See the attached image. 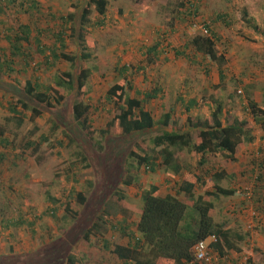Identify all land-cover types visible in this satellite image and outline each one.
Masks as SVG:
<instances>
[{"label":"rangeland","instance_id":"obj_1","mask_svg":"<svg viewBox=\"0 0 264 264\" xmlns=\"http://www.w3.org/2000/svg\"><path fill=\"white\" fill-rule=\"evenodd\" d=\"M90 1L10 0L0 16V55L9 53V28L19 24L42 32L44 46L53 45L63 30L64 52L80 55L78 34ZM108 1L103 16L93 5L83 31L93 53L83 91L77 83L71 90L56 85L66 71L76 81L80 60L75 65L60 60L46 71L38 67L45 56L33 39L32 45L25 44L33 57L28 66L19 60L13 69L0 71V264H28L35 256L46 261L52 252L56 264L71 253L77 264H134L113 250L129 244L123 228L136 231L142 195L153 185L186 202L188 217L197 215L193 208L199 196L214 205V223L232 233L237 250L223 259L213 250L206 264H264V130L248 109L249 101L264 107V0ZM192 4L200 6L197 14H186H193ZM74 6V20L65 28ZM218 15L223 16L219 21ZM202 24L215 31L223 65L185 47L205 34ZM122 77L131 82L128 96L144 100L156 123L154 129L132 133L126 140L116 121L120 106L108 96ZM35 81L58 90L62 103L49 106L29 96L25 83ZM150 94L155 97L146 99ZM191 98L197 104L187 112ZM76 102L90 107L86 123L74 118ZM10 103L19 116L9 112ZM219 104L223 124L236 119L253 124L252 141L238 146L234 161L228 153H207L201 161L202 155L193 158L188 148L171 147L179 170L164 169L165 155L157 150L155 138L166 131L189 132L193 143L200 142V132L212 123ZM168 113L182 117L185 127H163ZM134 147L153 155L151 161L159 163L155 171L129 158ZM191 175L203 181L192 188L193 198L181 192ZM215 185L243 196H209ZM63 252L70 253L65 257Z\"/></svg>","mask_w":264,"mask_h":264},{"label":"trees","instance_id":"obj_2","mask_svg":"<svg viewBox=\"0 0 264 264\" xmlns=\"http://www.w3.org/2000/svg\"><path fill=\"white\" fill-rule=\"evenodd\" d=\"M7 2L10 0H0V16L4 14L7 8ZM34 2V0H32ZM32 3L29 4L31 6ZM95 5L97 12L100 15H105L108 7V0H91L85 7L82 13L81 19V31L78 34V42L80 47V55H71L64 52L66 50V34L63 30L57 32L58 38L53 45L44 46L41 42L42 32L34 31L32 26L28 24H19L17 27L12 26L9 28V34L7 35V42L9 45V53L0 55V71L3 67L13 69L14 64L17 61L23 60L28 63L33 61L31 53L26 50L25 44L32 45V39L38 46V51L45 56V59L38 65L40 68H44L46 71L50 70L58 61L66 60L72 65L78 63L80 60V73L74 80L72 72L66 71L59 75L56 81V85L59 87H65L69 90L77 87L78 90L83 91L86 86V82L91 76L90 61L93 60L92 46L85 41L83 31L90 22V15L92 13V7ZM194 7L192 14L188 12L186 14L195 15L199 9V5H190ZM75 6L71 8V12L68 15V19L63 22V27H67L74 20ZM181 15L183 13L181 12ZM218 21L223 16H217ZM205 34L197 35L191 39L190 42L185 44V47L191 46L197 55L206 57L210 62H217L220 64L225 63V57L219 55L216 49V33L211 29L210 24H202ZM11 34V35H10ZM157 47V46H156ZM157 48H154L156 50ZM49 53V55H48ZM50 58L54 62H49ZM7 64V65H6ZM126 68H123V71ZM124 75V72H121ZM223 75H220V79H223ZM31 82L25 83V92L37 99L41 103H45L49 106L54 104H61L64 97L60 95L58 90H55L51 85L36 84ZM131 89V82L125 77L121 78V81L116 83L108 91L110 99H116V103L120 106V114L116 116L122 133L121 138H127L132 133L143 132L145 130H152L156 127L155 120L150 111L145 110V101L138 98H131L128 96V91ZM158 94V93H157ZM155 95H147L146 99H153ZM18 103L21 106L27 107L22 100ZM12 103H10L11 105ZM195 99L190 100V106L187 107V111H190V107L196 106ZM254 117V121L257 122L264 130V107H260L257 103L249 101L248 108ZM90 110V107L82 102H76L73 105V114L75 120L82 124L86 123V116ZM9 112L14 116H19V111L16 106L11 105ZM35 113L40 114L39 111L34 110ZM223 107L219 104L212 112V123H206V128L200 132V142H194L191 134L178 133L175 131L163 132L158 135L155 140V146L157 150L161 149L165 157L163 158L162 166L164 169L169 170L172 168L174 172L179 170L178 165L174 162L175 153L170 150L171 147L176 149L188 148L193 158H197L199 155L201 161H204V157L207 153H228L229 160L234 161L238 146L244 142H251L252 126L251 122L236 119L229 124L225 125L222 121ZM19 119V118H18ZM189 122V117L187 118ZM20 120V119H19ZM185 120L182 117L178 119L168 113L165 114L162 120L163 127L172 126L173 128L183 129ZM8 141L3 138L2 143ZM193 144V145H192ZM140 149V148H139ZM134 147L129 157L133 161H136L146 169L156 170L158 164H155L151 157L152 154L139 150ZM146 165V166H145ZM168 167V168H167ZM219 178H222L223 172L216 174ZM198 183H203L200 176L191 175L185 180V185L182 186L181 192L187 193L190 197H195L194 190L192 189ZM215 191L208 192L211 195L222 196H243L241 192L234 189H225L218 185L213 186ZM144 200L143 212L139 222L136 224V231L126 232L125 228L122 235H127L130 242L128 246H117L114 248L113 253L124 262H132L134 264H156L160 261H164V264H200L195 259V246L205 241L210 237H215L217 241L213 245L214 251H216L220 258H225L230 251H236V242L233 240V235L228 230H223L221 226L214 223L210 211L214 209V205L210 202H206L203 196H199L195 202L193 208L194 213L197 215L189 216V208L187 203L181 201L177 196L169 194L167 196L160 195V189L158 186H151L146 188L142 195ZM188 214V216H187ZM241 239V237L239 236ZM108 248V247H107ZM53 253V252H52ZM50 254L49 259H37L35 256L33 260H30L28 264H56L57 260L54 255ZM66 257L70 252H63ZM63 257V259L65 258ZM68 260V264H77L76 260L71 253L70 257H67L64 261L59 260V264H64ZM49 261V262H48ZM3 264V263H2Z\"/></svg>","mask_w":264,"mask_h":264},{"label":"built area","instance_id":"obj_3","mask_svg":"<svg viewBox=\"0 0 264 264\" xmlns=\"http://www.w3.org/2000/svg\"><path fill=\"white\" fill-rule=\"evenodd\" d=\"M196 260L198 262L211 261V254L209 244L207 242H201L195 247Z\"/></svg>","mask_w":264,"mask_h":264},{"label":"clouds","instance_id":"obj_4","mask_svg":"<svg viewBox=\"0 0 264 264\" xmlns=\"http://www.w3.org/2000/svg\"><path fill=\"white\" fill-rule=\"evenodd\" d=\"M142 215V214H141ZM141 218V217H140ZM139 222V221H138ZM137 222V223H138ZM124 230H125V228H123V232H124ZM122 232V233H123ZM123 236V235H122ZM124 236H126L127 238H128V236L127 235H124ZM211 238V237H210ZM213 238V240H209V238L208 239H206L205 241H202V242H207L208 244H209V249H210V252H214L213 250V245H214V243L217 241V239L215 238V237H212ZM129 239V238H128ZM201 243V242H200ZM199 244V243H198ZM197 244V245H198ZM196 245V246H197ZM128 246V245H127ZM195 246V247H196ZM194 252H195V249H194ZM211 254V259H212V257H213V253H210ZM195 259H196V254H195ZM197 261V260H196ZM198 262V261H197ZM198 263H200V264H206V263H208V262H198Z\"/></svg>","mask_w":264,"mask_h":264},{"label":"crops","instance_id":"obj_5","mask_svg":"<svg viewBox=\"0 0 264 264\" xmlns=\"http://www.w3.org/2000/svg\"><path fill=\"white\" fill-rule=\"evenodd\" d=\"M189 103H190V101H189ZM187 112H190V111H187ZM188 117H189V116H188ZM188 117H186V119H187ZM169 194H170V193H163L162 190H160V195L163 196V197H164V196H167V195H169Z\"/></svg>","mask_w":264,"mask_h":264}]
</instances>
